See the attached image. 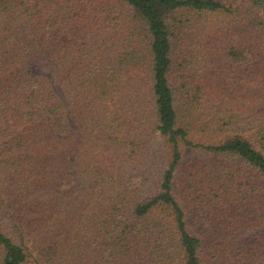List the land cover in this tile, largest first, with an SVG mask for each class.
<instances>
[{
  "label": "trees",
  "instance_id": "1",
  "mask_svg": "<svg viewBox=\"0 0 264 264\" xmlns=\"http://www.w3.org/2000/svg\"><path fill=\"white\" fill-rule=\"evenodd\" d=\"M246 1L0 0V264H264Z\"/></svg>",
  "mask_w": 264,
  "mask_h": 264
},
{
  "label": "rangeland",
  "instance_id": "2",
  "mask_svg": "<svg viewBox=\"0 0 264 264\" xmlns=\"http://www.w3.org/2000/svg\"><path fill=\"white\" fill-rule=\"evenodd\" d=\"M236 2H237L238 4H242V5H247V6H249L246 0H236ZM39 72H41L40 68L37 67V66H34V71H33V73L36 74V73H39ZM59 93H60V96H61L62 98H64V100H65V96H64L62 90H60Z\"/></svg>",
  "mask_w": 264,
  "mask_h": 264
}]
</instances>
